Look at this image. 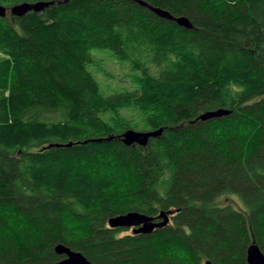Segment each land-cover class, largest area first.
Here are the masks:
<instances>
[{
    "label": "trees",
    "instance_id": "obj_1",
    "mask_svg": "<svg viewBox=\"0 0 264 264\" xmlns=\"http://www.w3.org/2000/svg\"><path fill=\"white\" fill-rule=\"evenodd\" d=\"M22 1L55 2L0 18V264H53L56 244L92 264H246L251 241L264 256V0H141L190 30L133 0L0 5ZM94 51L129 90L102 92ZM158 128L144 147L118 140ZM159 211L173 213L146 235L107 227Z\"/></svg>",
    "mask_w": 264,
    "mask_h": 264
},
{
    "label": "water",
    "instance_id": "obj_2",
    "mask_svg": "<svg viewBox=\"0 0 264 264\" xmlns=\"http://www.w3.org/2000/svg\"><path fill=\"white\" fill-rule=\"evenodd\" d=\"M55 1H33V2H18L8 9H5L0 5V18L5 17H22L26 13L31 12L34 14L41 13L45 8L54 4ZM133 2L148 10L150 13L162 20H167L175 23L178 27L186 30L192 29L191 23L187 18L183 16L173 17L167 11L154 7L141 0H133ZM59 4V1H56ZM229 114L228 110L216 109L211 111H205L197 115L196 120L207 121L210 119H216ZM162 129L158 128L155 130L137 131L132 129H126L121 132L118 136V140L124 146L136 145L144 147L149 139L158 137L161 134ZM112 137L87 139L81 142L85 143H100L110 141ZM71 143H51L45 146L49 148H68ZM172 211H159L157 216L151 217L138 212H126L112 216L107 219L108 228H121L130 229L132 234H149L154 229L164 227L168 223V217L172 215ZM52 251L55 255L61 256V259L53 264H92L89 262L79 251L70 250L61 244L53 246ZM244 261L246 264H264V256L254 244L253 241L247 245L244 253ZM203 264H210L208 261H204Z\"/></svg>",
    "mask_w": 264,
    "mask_h": 264
},
{
    "label": "rangeland",
    "instance_id": "obj_3",
    "mask_svg": "<svg viewBox=\"0 0 264 264\" xmlns=\"http://www.w3.org/2000/svg\"><path fill=\"white\" fill-rule=\"evenodd\" d=\"M92 54L94 62L88 69L105 95H112L130 89L127 68L124 64L116 61L107 51H94ZM126 115L130 116V113L127 112ZM225 202L234 203V199L232 197H222L220 203ZM129 233L130 230L128 229L123 232V234Z\"/></svg>",
    "mask_w": 264,
    "mask_h": 264
},
{
    "label": "flooded vegetation",
    "instance_id": "obj_4",
    "mask_svg": "<svg viewBox=\"0 0 264 264\" xmlns=\"http://www.w3.org/2000/svg\"><path fill=\"white\" fill-rule=\"evenodd\" d=\"M128 230H130V229H128Z\"/></svg>",
    "mask_w": 264,
    "mask_h": 264
}]
</instances>
